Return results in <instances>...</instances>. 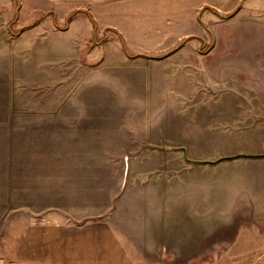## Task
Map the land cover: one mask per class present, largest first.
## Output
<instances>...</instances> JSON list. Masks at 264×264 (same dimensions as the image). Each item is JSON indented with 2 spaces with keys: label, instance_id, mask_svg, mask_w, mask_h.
<instances>
[{
  "label": "rangeland",
  "instance_id": "obj_1",
  "mask_svg": "<svg viewBox=\"0 0 264 264\" xmlns=\"http://www.w3.org/2000/svg\"><path fill=\"white\" fill-rule=\"evenodd\" d=\"M262 3L0 0V264L46 203L119 222L142 264H264ZM25 110L99 117L37 146ZM31 158L76 159L75 196L22 197Z\"/></svg>",
  "mask_w": 264,
  "mask_h": 264
},
{
  "label": "crops",
  "instance_id": "obj_2",
  "mask_svg": "<svg viewBox=\"0 0 264 264\" xmlns=\"http://www.w3.org/2000/svg\"><path fill=\"white\" fill-rule=\"evenodd\" d=\"M262 5L264 6V0ZM238 74L234 72L233 75ZM259 75V73H258ZM236 88L240 85L233 84ZM264 91V89H263ZM24 117L38 118L27 122V128L35 130L29 141L37 144L69 143L67 148L78 142V132L88 129L94 124L93 118L99 116L77 115L70 111H22ZM91 119V120H89ZM104 124V123H103ZM90 125V126H89ZM103 126V125H102ZM25 127V126H24ZM25 127V128H26ZM45 130V136L40 135ZM50 143V144H51ZM53 147V146H52ZM60 149L62 146L59 147ZM107 148L104 146L95 147ZM46 149V147H45ZM29 165L39 167L31 171L23 182L22 197L61 199L75 196L74 185L78 180L77 160L61 158L30 159ZM25 164V163H24ZM53 167L49 173L41 167ZM64 167V168H63ZM47 171V170H46ZM31 178V179H30ZM23 215H39L38 220L28 217L24 223L21 238L16 253H12L9 264H142L143 254L133 249L132 242L122 231L119 222L97 216L93 213H78L58 209L55 204L46 203L45 208L23 206L20 211ZM132 244V245H131Z\"/></svg>",
  "mask_w": 264,
  "mask_h": 264
}]
</instances>
